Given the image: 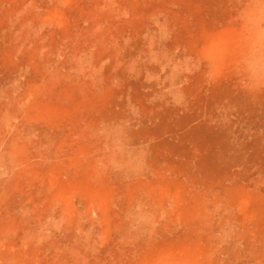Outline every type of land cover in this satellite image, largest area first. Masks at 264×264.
<instances>
[{"label":"rangeland","instance_id":"rangeland-1","mask_svg":"<svg viewBox=\"0 0 264 264\" xmlns=\"http://www.w3.org/2000/svg\"><path fill=\"white\" fill-rule=\"evenodd\" d=\"M167 263L264 264V0H0V264Z\"/></svg>","mask_w":264,"mask_h":264},{"label":"bare ground","instance_id":"bare-ground-1","mask_svg":"<svg viewBox=\"0 0 264 264\" xmlns=\"http://www.w3.org/2000/svg\"><path fill=\"white\" fill-rule=\"evenodd\" d=\"M204 51V50H203ZM210 53H211V51H209ZM209 52H206V53H208L209 54ZM206 56H207V54H205ZM204 55V56H205ZM203 56V55H202ZM205 58V57H204ZM207 58H209V57H207ZM210 64V63H209ZM209 66V65H208ZM167 264H169V263H167ZM171 264V263H170Z\"/></svg>","mask_w":264,"mask_h":264}]
</instances>
